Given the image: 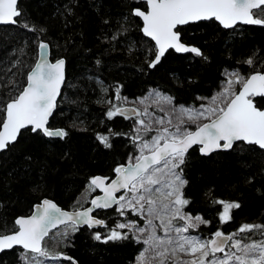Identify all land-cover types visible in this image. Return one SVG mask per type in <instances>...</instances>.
Wrapping results in <instances>:
<instances>
[{"label": "trees", "instance_id": "16d2710c", "mask_svg": "<svg viewBox=\"0 0 264 264\" xmlns=\"http://www.w3.org/2000/svg\"><path fill=\"white\" fill-rule=\"evenodd\" d=\"M65 5L73 7L72 15L67 14ZM18 7L23 11L21 20L30 18L47 29L52 58H65L66 80L49 124L68 130L69 135L61 140L28 132L10 151L0 153V222L9 228L45 198L67 209L84 206L95 193L86 190L89 178L111 177L117 164L136 153L124 135L112 136L110 149L96 138L97 133L107 134L108 129L117 133L132 129L133 120L122 116L109 120L104 115L110 107L107 100L118 102L114 99L117 84L123 86L120 96L129 100L155 89L172 97L176 106L197 107L203 102L197 97L209 98L219 90L225 71H239L245 77L252 73L254 67L243 63L248 56L255 54V67L264 70V26L225 29L214 20L184 25L179 27L184 42L199 47L207 59L169 50L155 69H149L145 60L153 58L147 51L154 47L153 42L142 34L139 18L132 17L128 23L124 20L131 8L146 7L143 0H20ZM121 24L129 30L112 40ZM16 49L23 51L13 55ZM37 53L36 35L20 26L0 25V69L9 67L17 57L22 61L15 76L9 73L0 80V97L18 94L9 78L22 88ZM256 102L264 105V99L257 98ZM189 152L185 175L192 203L184 211L210 221L193 232L207 238L217 229L232 233L244 223L264 224V151L243 144L235 151L211 157L202 156L197 147ZM248 177H252L251 182ZM218 200L240 204L227 223L220 222L222 205L215 202ZM99 212L108 228L67 229L65 237L62 233L66 228L61 226L45 238L50 255L62 252L78 264H134L142 242L131 233L129 239L107 243L94 240L92 233L107 234L123 219L139 218L132 213L121 217L113 209ZM20 251L14 248L1 253L0 264H21ZM53 264L71 262L61 259L53 260Z\"/></svg>", "mask_w": 264, "mask_h": 264}, {"label": "snow or ice", "instance_id": "6c2138e0", "mask_svg": "<svg viewBox=\"0 0 264 264\" xmlns=\"http://www.w3.org/2000/svg\"><path fill=\"white\" fill-rule=\"evenodd\" d=\"M18 2L0 0V25L20 26L36 35L41 59L28 71L26 86L20 88L17 81L9 78L12 88L18 90L17 95L0 97V153L10 151L28 132L61 140L69 135L68 130L53 129L49 124L65 82V60H47V29L37 26L30 18L21 20L23 11ZM128 2L139 3L140 0ZM143 3L145 8H131L130 15L124 20L128 23L132 17L141 19L140 30L155 42L154 47L147 50L153 57L145 60L149 69H155L170 49L207 59L199 47L184 42L179 26L213 20L225 29H235L238 23L264 25V0H143ZM65 11L72 15L73 7L65 5ZM128 30L121 24L111 39L116 40ZM22 51L13 50V55ZM129 51H132L131 47ZM257 62L255 54L243 61L254 67L247 77L239 71L226 73L225 86L219 93L211 98L197 97L198 100L209 101L199 107L179 106L165 112L160 106L171 105L173 98L158 90H149L145 97L136 98L139 104L145 105L142 110L139 107H121L108 100L111 107L105 111V117L111 120L122 116L133 120V126L128 133H117L112 129H108L107 134L97 133V141L110 149L111 137L124 135L132 142L136 153H130L125 163L113 168L114 178L99 175L89 178L88 193L97 189L103 193L91 198V206L64 211L45 198L34 205L33 214L17 217L11 228L0 222V253L19 246L22 249L18 253L21 264H45V259H64L78 264L73 257L62 252L50 255L44 244L45 238L60 225L66 228L62 233L65 237L67 229L78 232L81 226L108 228L105 220L98 218L100 212L97 210L113 209L121 217L128 213L140 217L144 221L143 226L139 220H127L109 228L107 234L94 231L92 237L107 243L129 239L131 233L137 242L146 246L137 255L135 264H264V224L244 223L227 235L217 229L210 237H195L186 233L210 221L184 211L192 203L186 192L189 180L185 168L193 146H198L204 157L235 151L243 144L257 146L264 151V110H261L264 105L258 106L256 102L257 98L264 99V70L255 67ZM21 64L17 57L9 67L0 69V80L9 73L15 76L19 71L17 65ZM97 83L103 84L102 81ZM237 84L241 86L239 92L235 91ZM122 87L116 85L114 99L127 102L128 97L120 96ZM149 105L160 107L165 115L156 116L149 112ZM193 125L195 130H192ZM247 179L251 182L252 177ZM121 191L123 194L117 195ZM215 202L222 205L221 223L230 221L232 210L240 207L238 202ZM177 221L182 223L178 225ZM158 228L163 235L158 234ZM122 229L128 231L121 232ZM218 253L222 255L218 256Z\"/></svg>", "mask_w": 264, "mask_h": 264}, {"label": "rangeland", "instance_id": "374dc122", "mask_svg": "<svg viewBox=\"0 0 264 264\" xmlns=\"http://www.w3.org/2000/svg\"><path fill=\"white\" fill-rule=\"evenodd\" d=\"M230 72H233V71H225V73H224V80L222 81V83H221V86H220V88H219V90L218 91H216L212 96H214V95H216L217 93H219L221 90H222V88L225 86V81H226V73H230ZM237 85H239V84H237ZM237 85H235V87L237 86ZM240 86V85H239ZM150 90H155V89H150ZM160 92V91H159ZM149 93V91L148 92H146V94H144L143 96H140V97H145L147 94ZM161 93V92H160ZM161 94H163V93H161ZM165 95V94H164ZM212 96H210L209 98H211ZM108 101V100H107ZM209 101H207V100H205V101H203L202 103H205V104H207ZM113 103H115V104H117L118 106H123V105H133V106H135V107H139V108H141V110L145 107V105H141V104H139L138 102H137V100H129L128 99V101L127 102H124V101H118V102H113ZM179 106H184V107H188L189 105H179ZM179 106H176L174 103H173V101H172V104L171 105H161L160 107H163L164 109H165V112H167L170 108H179ZM110 107H111V105H110ZM160 107H158V106H156V105H149V112H153V113H155V115L156 116H164L165 115V112H161L160 111ZM197 107H199V106H197ZM174 115V114H173ZM174 123H175V120L173 121ZM202 122H204V121H200V123H202ZM154 134V133H153ZM186 212V211H185ZM186 213H188V212H186ZM192 216H196V215H193V214H191ZM139 218V221H140V225L141 226H143V224H144V221L140 218V217H138ZM127 220H134V219H123L122 221H120V222H126ZM119 222V223H120ZM155 223H159L158 221H156ZM182 222H180V221H177V224L179 225V224H181ZM193 230L194 229H190L189 230V232L188 233H186V235H190V236H195V237H201L200 235H198L197 233H195V232H193ZM121 231V230H120ZM157 231H158V234H160V235H163V232L158 228L157 229ZM205 238V237H204ZM144 247H146L145 245H143L142 244V248H141V250L144 248ZM140 250V251H141ZM139 251V252H140ZM139 252H138V254H139ZM137 254V255H138ZM218 256H221L222 254H217ZM137 257V256H136ZM189 257H185V259H188ZM41 259H44V258H41ZM136 260V259H135ZM53 264V260H51V259H45V264ZM134 264H135V262H134Z\"/></svg>", "mask_w": 264, "mask_h": 264}, {"label": "water", "instance_id": "95a60500", "mask_svg": "<svg viewBox=\"0 0 264 264\" xmlns=\"http://www.w3.org/2000/svg\"><path fill=\"white\" fill-rule=\"evenodd\" d=\"M20 1V0H19ZM19 3V2H18ZM141 20V19H140ZM217 23H219L218 21H216ZM141 23H142V20H141ZM220 24V23H219ZM237 25H245V24H237ZM184 26V25H183ZM220 26H222V25H220ZM258 26H264V25H258ZM179 27H182V26H179ZM223 27V26H222ZM141 28H142V26H141ZM143 34V33H142ZM144 35V34H143ZM146 37V36H145ZM147 38H149V37H147ZM150 40H151V38H149ZM152 41V40H151ZM153 42V44H155V42L154 41H152ZM170 50H172V49H170ZM174 51V50H173ZM175 52V51H174ZM177 53V52H176ZM180 54H185V53H180ZM47 60L49 61V62H55V60H57V59H60V58H63V57H59V58H55V59H53L52 58V56H51V50H50V46H49V50H48V53H47ZM41 59V56L39 55V52L37 53V59H36V61L34 62V64H33V66L32 67H34V65H35V63L36 62H38L39 60ZM64 60H65V58H63ZM31 67V68H32ZM64 74H65V80H66V62H65V67H64ZM251 74V73H250ZM249 74V75H250ZM65 83V82H64ZM64 85V84H63ZM63 85L61 86V90H62V88H63ZM24 86H26V83H25V85ZM240 88H241V86L239 87V89L237 90V92H239V90H240ZM61 90H60V92H61ZM59 97H60V95L57 97V102H58V99H59ZM121 107H126V108H131V107H135V106H133V105H123V106H121ZM261 110H264V108H262ZM55 111V110H54ZM54 113V112H53ZM51 118V117H50ZM205 122H207V121H205ZM205 122H203V123H205ZM49 123H50V119H49ZM53 129H56V128H59V127H52ZM193 130H195V128L193 129ZM194 147H197L198 148V146H193V148ZM199 151V150H198ZM200 153V152H199ZM99 176H103V175H99ZM114 176H115V174H113L111 177H109V178H114ZM96 192L97 193H95V195H93L91 198H93V197H95V196H102L103 195V193H102V191H100L99 189H97L96 190ZM123 191H121L120 193H117V195H120L121 193H122ZM91 198H90V200H91ZM47 199H49V198H47ZM50 200H52V199H50ZM89 200V201H90ZM43 201V199L40 201V202H38V203H36L35 205H38V204H40L41 202ZM54 203H56L54 200H52ZM57 204V203H56ZM57 206L58 207H60L62 210H64V211H76V210H81V207L80 208H75V209H67V208H63V207H61L60 205H58L57 204ZM89 206H91L90 205V203L88 202L86 205H84L83 207L84 208H86V207H89ZM115 207V206H114ZM34 211H35V208H34V205H33V207H32V209H31V211L27 214V215H24V216H19V217H27V216H30L31 214H33L34 213ZM97 211H99V210H97ZM94 215L96 214V213H93ZM98 218H100V217H98ZM102 219V218H101ZM60 226H63V225H60ZM60 226H58V228L60 227ZM82 227H87V226H81L80 228H82ZM88 228V227H87ZM96 228H101L100 226H98V227H96ZM57 229V228H56ZM53 230H55V229H53ZM53 230H51V231H53ZM226 235L227 234H229V233H227V232H224ZM15 248H20L19 246H16ZM6 251H9V250H6ZM1 254V253H0Z\"/></svg>", "mask_w": 264, "mask_h": 264}, {"label": "bare ground", "instance_id": "6f19581e", "mask_svg": "<svg viewBox=\"0 0 264 264\" xmlns=\"http://www.w3.org/2000/svg\"><path fill=\"white\" fill-rule=\"evenodd\" d=\"M47 264V263H46Z\"/></svg>", "mask_w": 264, "mask_h": 264}]
</instances>
